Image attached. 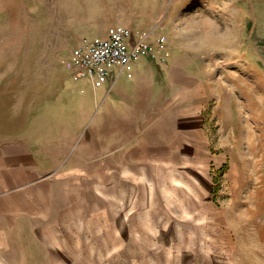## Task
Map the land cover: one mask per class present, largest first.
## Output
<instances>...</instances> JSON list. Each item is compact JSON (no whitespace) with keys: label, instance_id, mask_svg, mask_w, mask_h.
Instances as JSON below:
<instances>
[{"label":"rangeland","instance_id":"obj_1","mask_svg":"<svg viewBox=\"0 0 264 264\" xmlns=\"http://www.w3.org/2000/svg\"><path fill=\"white\" fill-rule=\"evenodd\" d=\"M124 23L163 34L166 65L206 93L192 147L69 162L87 175L47 186L56 223L28 220L0 264H264V0H0V93L17 88L42 121L43 89L87 30Z\"/></svg>","mask_w":264,"mask_h":264},{"label":"crops","instance_id":"obj_2","mask_svg":"<svg viewBox=\"0 0 264 264\" xmlns=\"http://www.w3.org/2000/svg\"><path fill=\"white\" fill-rule=\"evenodd\" d=\"M113 26L89 28L76 45L86 38L106 36L117 26L140 35L132 25ZM96 31L105 34H93ZM172 53L171 48L165 54L177 64ZM166 56L161 60L154 49L124 67H110L102 78L78 75L66 61L56 82L43 89L45 116L38 123L33 102L24 107L12 98L17 88H11V96L0 93V262L7 261L10 247L27 243L28 220L35 222L34 231L44 235L56 223L49 215L47 186L87 175L69 162L110 158L118 163L121 158H138L144 165L159 164L158 157L192 147L196 105H200L196 102H202L206 93L199 84L177 77L181 65L169 67ZM117 169L118 178L134 183L136 169ZM21 230L23 241L18 240Z\"/></svg>","mask_w":264,"mask_h":264},{"label":"built area","instance_id":"obj_3","mask_svg":"<svg viewBox=\"0 0 264 264\" xmlns=\"http://www.w3.org/2000/svg\"><path fill=\"white\" fill-rule=\"evenodd\" d=\"M154 49H158L161 60L165 58L167 47L163 34L152 42L147 34L135 36L132 28L117 26L106 36L83 39L72 49L67 65L75 67L78 75L102 78L110 67L117 64L124 67L140 55L153 53Z\"/></svg>","mask_w":264,"mask_h":264}]
</instances>
